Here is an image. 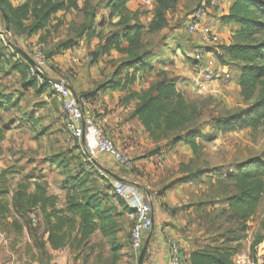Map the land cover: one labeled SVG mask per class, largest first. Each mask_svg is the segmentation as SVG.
Returning a JSON list of instances; mask_svg holds the SVG:
<instances>
[{
  "label": "trees",
  "instance_id": "trees-1",
  "mask_svg": "<svg viewBox=\"0 0 264 264\" xmlns=\"http://www.w3.org/2000/svg\"><path fill=\"white\" fill-rule=\"evenodd\" d=\"M129 0H106L109 8L108 21L115 28L105 34L102 31H88L89 36L97 37L99 42L91 57L95 59L100 54H109L111 50L118 53V57L111 59L113 70L110 79L99 84L98 89L125 90L124 96L119 101L122 104L134 102L132 117L137 118L149 139L156 143L152 152L161 149H171L178 143L190 147L194 159L201 156L200 140L207 135V124L200 122L201 109L195 102L188 101L183 93L177 91L175 81L160 76L146 89L134 90L131 86L138 78V73L151 69L149 58L151 48L143 49L142 34L145 26L139 20L137 11L131 12L126 4ZM177 0H154L156 3V16L161 17L164 11L172 9ZM209 3L210 0H201ZM200 1V2H201ZM0 8L5 12L9 21L11 36L36 33L44 29L55 13L60 10L77 9V0H23L14 6L11 0H0ZM224 24L234 22L238 29L233 31L229 44L221 46L219 60L230 67V63L239 64L236 78L239 94L244 101L253 99L257 86L264 81V41L257 38L264 33V0H233L228 12L221 16ZM87 26L83 25L77 35H81ZM155 28L154 23L148 30ZM159 28V27H158ZM91 28L89 27V30ZM48 31L38 39L46 43ZM73 38L66 39L59 44L63 51L76 45ZM3 54V53H2ZM22 55V54H21ZM12 50L8 55H0V70H3V60L14 59L9 70H16L23 80L22 87L32 88L37 94L50 90L51 82L43 77L38 81L35 77H28L29 63L27 54L21 56ZM7 56V57H6ZM225 56L227 57L225 60ZM227 60V62H226ZM8 72L5 71L6 75ZM51 93V90L49 91ZM52 94V93H51ZM86 92L80 96H90ZM20 97H13L12 93L0 92V113L16 108ZM32 114L26 115V121ZM264 121V88L258 98L244 111L232 113L223 119L212 122L213 135L235 131L246 127L256 129ZM12 119L4 121L0 115V142L10 129ZM79 169L73 170L64 176L60 186L66 191L65 207H57V197L47 195V183L35 177L32 172L26 173L12 188V198L8 201L6 194L8 185L7 175L13 171L12 167L0 170V224L4 222L10 208L18 216L34 214L38 226H44L47 241L54 249L73 247L79 249L90 242L94 233L99 230L104 237H111L117 231L116 208L108 202L104 193L96 191L94 182L95 172L98 170L93 161L84 160L79 156ZM49 160L58 167L69 168L70 158H65L61 153L50 155ZM81 160V161H80ZM192 161V160H191ZM226 178L233 182L235 193L225 197L224 201L231 211L232 217L242 222L241 233L227 237L218 245L206 244L192 249L188 253L189 264H232V256L238 252L239 244L230 245V241L242 240L246 236L247 222L251 220L258 208L264 193V162L257 157H252L243 162L237 171L228 172ZM192 180L187 174L175 179L170 185H165V191L171 185L188 183ZM157 194L161 195L163 191ZM120 203H122L120 201ZM128 210L127 207L122 204ZM36 210L39 211L35 212ZM40 220V221H39ZM31 223V221H30ZM14 227L19 228L13 221ZM229 244V245H228ZM264 247V235L255 234L249 249L255 254ZM119 255L113 248L109 261L102 264H116ZM186 263V260H185ZM101 264V263H95Z\"/></svg>",
  "mask_w": 264,
  "mask_h": 264
},
{
  "label": "rangeland",
  "instance_id": "rangeland-1",
  "mask_svg": "<svg viewBox=\"0 0 264 264\" xmlns=\"http://www.w3.org/2000/svg\"><path fill=\"white\" fill-rule=\"evenodd\" d=\"M200 1L177 0L172 9L164 11L162 16L158 17L155 12L156 3L154 0H150L149 4L141 0V3L148 7L139 13V20L145 26L142 34L143 49L152 48L156 42L162 46L160 49L158 48V51L167 50V52H171L172 50L175 54L176 50L180 48L177 55L182 54L183 59L187 58L186 53H189L190 50L185 29L186 16L199 5ZM0 23L4 26L1 15ZM151 23H154L155 28L148 30ZM64 29L63 34H55V38H59L56 42L51 39L49 42L46 41L43 46L49 61L46 68L47 76L54 79H58L55 76L64 78L61 69L54 63V57H57L61 52L59 44L70 38V27H64ZM7 38L8 40L0 36V55H8L12 50L16 52L14 47L21 48L30 55L27 44L20 45L11 35ZM257 38L264 41V33L258 35ZM170 40H173V43ZM89 58L93 60L90 54ZM226 58L225 56L224 60ZM2 60L4 68L0 70V92L16 93L20 97L16 108L1 116L5 121L12 119L13 123L18 120L16 131L12 132L6 144L0 146V167H2L0 170L8 167L13 169L7 175V183L10 188L6 197L10 201L12 188L25 175V172L33 167L36 169L31 170L32 174L45 183L46 173L44 170L42 171L44 168L40 169V165H44L47 171L50 170L49 168H53V183L55 186H60L64 176L69 171L71 173L73 170L79 169L80 142L73 139L64 128L59 99L49 93L50 90L37 94L32 88L22 87L23 80L20 73L16 70H9L15 60L12 58H2ZM229 63L230 80L213 81L209 85H201L202 88H198L199 92H192L191 90L184 94L188 101L195 102L200 107V122L207 124L205 127L207 135L200 140L202 154L198 159H194V154L190 153L191 150L181 147L176 151H170L159 159L148 156L134 159L128 155L133 164L132 168L118 167L119 172L125 168V172H128L126 175L128 179L152 195L154 207H160L169 213L167 215L170 218L169 223H162V235L165 238L172 237L175 239L183 254L206 244L218 245L227 237L229 239L241 233L239 228L242 222L232 217L231 211L224 201L225 197L235 193L234 184L226 178V175L228 172L237 171L243 162L252 157L260 158L264 162V121L256 129L241 127L232 132L216 133L213 135V140L210 139L213 133L214 123L212 124V122L214 120L223 119L232 113L246 110L253 100L259 97L264 88L263 81L261 85L257 86L253 99L244 101L239 94V86L236 80L239 64ZM5 71L8 72L6 75L4 74ZM138 78H142V72L138 73ZM12 96L15 97L13 94ZM31 106L41 107L38 108L37 116L42 122L37 123L36 129L33 125L32 127L24 126L25 121L20 118L23 116L22 108L26 109ZM27 130L31 132L28 139L25 138ZM33 133L35 134L34 137ZM26 141L27 143H25ZM56 153H61L65 158H70L67 170L50 162V155ZM32 163L34 164L30 166ZM186 174L192 180L187 183L185 188L182 187V193L173 194L174 199L183 195L182 199L163 208L164 191L162 188L168 185L169 179L176 175L184 176ZM112 181L114 180L110 176L97 170L92 186L96 191L107 195L108 202L116 208V233L111 237H103L97 230L90 242L83 247L79 249L74 248V246L70 247V264H102L109 261L113 248L119 255L116 264H134L135 256L130 251L129 246V234L133 220L129 216V211L124 210L123 203H120V200L113 195ZM161 190L163 193L158 195L157 191L160 193ZM7 218L9 220L6 219L0 224L3 234L15 236L19 233L32 235L43 232L44 226L42 223L41 226H38L37 218H30V223L26 216H18L11 208ZM13 221L17 222L19 228L14 227ZM246 225L247 230L244 239L228 242L234 246L239 244V250L232 258L243 252L252 254L249 244L254 235L259 233L264 235V193L255 216Z\"/></svg>",
  "mask_w": 264,
  "mask_h": 264
},
{
  "label": "crops",
  "instance_id": "crops-1",
  "mask_svg": "<svg viewBox=\"0 0 264 264\" xmlns=\"http://www.w3.org/2000/svg\"><path fill=\"white\" fill-rule=\"evenodd\" d=\"M105 1L106 0H77V9L60 10L53 15L44 29L32 33L31 35L21 34L18 37H15V39L20 45L28 44L32 41H38L40 36L48 31L46 41L49 42V40L53 39L56 42L59 38L57 36V38H55V34H63L65 31L64 27H70V38H73L77 44L66 50H61L60 54L57 55V57H54V63H56L55 65L61 69L64 78L58 76L55 77L64 80L70 87L71 92L74 93L77 98H80V96L86 92H91L90 96L84 98V108L97 116L103 133L107 137L113 139L123 152L134 159L144 156L159 159L170 151H176L181 147L191 150L188 145L180 142L171 148L172 150L167 149V151L166 149H161L157 153L152 152V148L156 143L148 138L140 121L131 116L134 102L126 105L119 101V99L124 96L125 90H121L120 88L95 90L99 84L110 79L113 70L111 59L118 57V53L111 50L108 55L100 54L93 60L89 58V54L91 56V52L96 49L99 40L97 37H90L88 31L91 32L94 29L95 32L102 31V33L105 34L115 29L107 19L109 8H106ZM22 2L23 0H11V3L14 6L19 5ZM232 2L233 0H221L217 13H220V15L226 14ZM126 7L129 11H137L138 13H141L142 10L148 9L146 5L141 3V0H129ZM217 13L216 15H218ZM83 25H86L88 28L78 36L76 32H78V29ZM89 27L91 28L90 30ZM1 28H4L2 23H0V29ZM236 29H238V25L234 22L224 24L219 29V34L226 44L230 43L231 35ZM2 30L4 29H1L0 31ZM75 30L78 31L74 32ZM170 42L173 43V40H170ZM160 45L161 44L155 42L152 45V48L150 47L152 50L149 58L151 69L143 71L142 78H137L131 88L137 91L146 89L153 82L159 80L160 76L164 75L167 79L175 81L177 91L183 93V95L186 92L189 93L191 90L192 92H199L198 88H202L201 77L198 71L193 67L191 60L188 57L183 59L182 54L179 56L177 55L180 52V48L176 50L175 54L172 50L171 52H167V50L158 51V48L160 49L162 47ZM173 46L171 47L172 49L174 48ZM19 50L17 51L20 55L27 54L21 48H19ZM4 93L8 94L9 92ZM12 94L15 95V98L18 97L16 93ZM38 108L41 107L39 106L36 108L31 106L26 109L22 108L21 113L24 117L21 116L20 118L22 121H25L23 124L24 126L28 125L32 127L33 125L36 129L37 123L40 124L42 122L37 116ZM8 112L3 111L0 115L2 116ZM28 114H32V117L26 121V115ZM17 127L18 120L11 124L4 139L0 142V146L6 144L12 132L16 131ZM29 133L31 132L27 130L25 136L26 139H28ZM34 136L35 134L33 133V137ZM79 142L81 143V140ZM25 143H27V141ZM191 152L192 150L190 153ZM27 162L30 163L29 161ZM93 162L96 164L98 170L103 171L113 180L122 178L128 179L126 176L128 175V172H125V168L122 169V172H119L118 167L123 166L116 165L106 154H99L94 158ZM33 164L34 163L30 164V166ZM163 166H165V163H163ZM34 168L36 169V167H33L25 172V174L32 172L31 170ZM41 168H44L42 171L44 170L46 173L45 180L47 183V195L57 197V207L64 208L66 191L61 188V186L54 185L52 176L54 172L53 168H49L50 170L47 171L44 165H40V169ZM180 176L181 175H176L169 179L167 184L170 185ZM186 185L187 183H177L165 189L162 197V202L164 204L163 208L180 201L183 195H179L177 199H174L173 194L182 193V187L185 188ZM35 212H37V214L39 213L38 210ZM168 214L169 213L166 210L163 211L160 207H154V227L151 231L143 234V246H145L146 249L140 264L165 263L167 248L161 228L162 223H169L170 218L167 217ZM129 216L131 218V214H129ZM29 217L32 218L35 217V215L31 214ZM7 220H9V218H7ZM164 229L167 228L164 227ZM134 256V264H139V254H134ZM184 258L186 260L185 264H189L188 253L184 254ZM0 264H70V248H52L47 241V233L44 231L40 234L32 235L27 233H19L15 236L4 234L3 242L0 243Z\"/></svg>",
  "mask_w": 264,
  "mask_h": 264
},
{
  "label": "built area",
  "instance_id": "built-area-1",
  "mask_svg": "<svg viewBox=\"0 0 264 264\" xmlns=\"http://www.w3.org/2000/svg\"><path fill=\"white\" fill-rule=\"evenodd\" d=\"M149 4L150 0H142ZM221 0H210L209 3L201 1L187 16L185 21L186 37L188 39L189 53L193 67L201 77L202 86L213 81H228L231 78L229 67L219 60L221 46L226 45L219 34V29L224 25L217 9ZM216 13L218 15H216ZM220 15V16H219ZM1 32V31H0ZM1 37L8 40L10 33H0ZM44 44L32 41L27 44L30 55L28 77H35L41 81L43 77L49 82L52 77L47 76V55L44 53ZM61 84L51 82V93L56 96L63 112V124L67 133L75 140H81L80 156L87 161H93L99 154L108 155L116 165L132 168L131 158L118 147L115 141L107 137L101 128L99 119L89 110L84 108V101L77 98L65 86L66 82L60 78ZM102 174V172H100ZM112 193L128 209L132 218L129 234L131 251L138 255L143 248V234L154 227V205L152 195L145 192L140 185L129 179H117L111 183ZM3 233L0 229V243L3 242ZM166 241V259L164 264H185L184 254L177 241L164 237ZM264 249H259L255 254L240 253L232 258V264H264Z\"/></svg>",
  "mask_w": 264,
  "mask_h": 264
},
{
  "label": "water",
  "instance_id": "water-1",
  "mask_svg": "<svg viewBox=\"0 0 264 264\" xmlns=\"http://www.w3.org/2000/svg\"><path fill=\"white\" fill-rule=\"evenodd\" d=\"M0 13H1V16H2V19L4 21V32L8 33L9 32V21H8V17L6 16L5 12L0 8ZM15 49L19 50L18 48L14 47ZM20 51V50H19ZM25 55V54H24ZM29 61H31L28 57H26ZM50 81L52 83H57V84H61V81L59 79H50ZM67 86L69 89L70 87L68 85H65ZM71 90V89H70ZM74 96L75 94L72 93ZM145 246H143V248L141 249L140 253H139V256H138V263L140 264L141 263V260L143 258V255L145 253Z\"/></svg>",
  "mask_w": 264,
  "mask_h": 264
}]
</instances>
